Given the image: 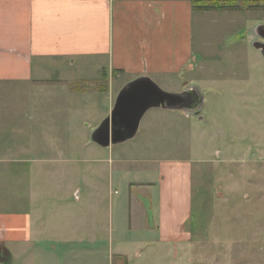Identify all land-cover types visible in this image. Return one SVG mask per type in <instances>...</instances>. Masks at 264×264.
<instances>
[{"label": "crops", "instance_id": "obj_1", "mask_svg": "<svg viewBox=\"0 0 264 264\" xmlns=\"http://www.w3.org/2000/svg\"><path fill=\"white\" fill-rule=\"evenodd\" d=\"M198 1L0 0V105L5 111L0 120V264H106L94 220L89 234V224H78L80 215H65L62 223V218L29 207L34 193L26 192L20 180V84H40L50 93L64 88L66 96L54 107H75L86 115L89 95L105 94L106 115L120 87L135 77L181 84L180 91L197 85L195 72L211 67L219 55H249V49L263 55L255 45L264 43L259 28L264 25V0H234L238 6L220 9L195 7ZM251 8L260 15H249ZM154 112L155 121L163 124L159 117L164 113ZM181 112L183 118L193 116ZM150 119L138 129L163 131L159 122L150 125ZM47 139L38 136L32 146L41 150L43 144L46 153L57 149V144L47 148L41 142ZM110 146L109 153H116L113 162L125 175L134 163L157 174L156 181L126 180L118 186L115 202L128 204L129 222L142 228L141 234H121V239L133 248L154 244V232L155 242L185 240L181 228L190 163ZM72 216L78 223L67 222ZM128 249L118 244L107 264H128Z\"/></svg>", "mask_w": 264, "mask_h": 264}, {"label": "rangeland", "instance_id": "obj_2", "mask_svg": "<svg viewBox=\"0 0 264 264\" xmlns=\"http://www.w3.org/2000/svg\"><path fill=\"white\" fill-rule=\"evenodd\" d=\"M248 12L256 16L261 11ZM218 59L195 72L203 94L199 114L187 119L182 110L152 108L140 125L150 115V125L159 122L158 111L164 113L159 117L163 131L143 133L140 128L131 139L110 146L190 163L188 209L180 226L185 240L155 242L154 232V244L133 248L121 239V234H141L142 228L129 222L128 204L115 202L118 186L126 180L156 181L157 174L134 163L125 175L113 162L116 153L91 141L92 130L107 115H102V93L89 95L86 115L75 107H54L66 96L64 88L50 93L40 84H20V180L26 192L34 193L29 207L62 218V223L65 215H80L79 223L75 216L67 222L89 224V234L94 220L106 264L118 244L129 248L128 264H264V57L249 49V55ZM156 83L169 92L181 87ZM4 114L0 105V120ZM41 135L49 138L41 141L47 148L57 144V149L46 153L43 144L35 149L33 142ZM63 135L67 140H56Z\"/></svg>", "mask_w": 264, "mask_h": 264}, {"label": "water", "instance_id": "obj_3", "mask_svg": "<svg viewBox=\"0 0 264 264\" xmlns=\"http://www.w3.org/2000/svg\"><path fill=\"white\" fill-rule=\"evenodd\" d=\"M259 28L264 30V25ZM255 47L264 57V43L258 42ZM202 104L203 94L197 85L169 92L150 77L141 75L120 87L110 111L92 130L90 139L102 147L122 143L136 134L143 115L151 108L182 110L188 115H197Z\"/></svg>", "mask_w": 264, "mask_h": 264}, {"label": "trees", "instance_id": "obj_4", "mask_svg": "<svg viewBox=\"0 0 264 264\" xmlns=\"http://www.w3.org/2000/svg\"><path fill=\"white\" fill-rule=\"evenodd\" d=\"M194 6L201 7L203 9H220L225 7H236L238 6V3H236L234 0H201L194 2Z\"/></svg>", "mask_w": 264, "mask_h": 264}]
</instances>
